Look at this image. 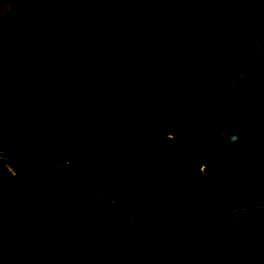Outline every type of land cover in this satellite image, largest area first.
<instances>
[{
  "label": "trees",
  "instance_id": "trees-1",
  "mask_svg": "<svg viewBox=\"0 0 264 264\" xmlns=\"http://www.w3.org/2000/svg\"><path fill=\"white\" fill-rule=\"evenodd\" d=\"M93 1L84 17L66 18L68 52L25 63L52 76L107 67L117 78L156 65L73 128L64 151L91 155L92 188L62 164L63 151L33 160L15 151L0 121V150L12 167L0 162V264H164L165 244L174 264H264V160L251 170L252 158L228 151L202 169L223 122L236 136L244 126L264 147V92L196 106L203 70L223 68L226 53L212 23L189 44L179 41L175 24L191 21L194 0ZM198 1L244 3L264 40V0ZM28 20L14 10L1 39L22 34ZM257 174L255 196L248 180ZM242 201L252 206L241 215L230 205Z\"/></svg>",
  "mask_w": 264,
  "mask_h": 264
},
{
  "label": "rangeland",
  "instance_id": "rangeland-1",
  "mask_svg": "<svg viewBox=\"0 0 264 264\" xmlns=\"http://www.w3.org/2000/svg\"><path fill=\"white\" fill-rule=\"evenodd\" d=\"M93 3L88 0L79 6L74 0H0V121H4L10 130L13 149L26 152L28 160L44 159L43 154L58 156L63 151L62 164L76 172L88 188L93 186L91 155L80 147H73L68 154L64 151L73 140V128L92 121L107 103L125 97L148 78L156 61L145 62L129 76L120 78L113 76L107 67L89 66L67 76L46 75L25 62L68 52L63 38L66 18L84 17ZM14 10L28 13L26 29L13 40H3V30ZM65 12H69V16L48 23L55 14ZM189 15L190 22L175 24L181 44H189L212 23L226 53L225 68L203 70L201 79L205 91L195 100L196 106L207 104L213 96L239 102L246 93L264 92V40L246 5L194 0ZM242 130L239 136L233 135L223 122L211 142L210 162L204 168H214L226 152L234 151L252 158L249 168L255 169L252 161L264 160V147L250 139L244 126ZM0 162L12 170L1 150ZM257 177L258 174L248 180L255 196L259 194ZM250 206L242 201L230 208L236 207L242 215ZM164 252V264H174L168 244L164 245Z\"/></svg>",
  "mask_w": 264,
  "mask_h": 264
},
{
  "label": "crops",
  "instance_id": "crops-1",
  "mask_svg": "<svg viewBox=\"0 0 264 264\" xmlns=\"http://www.w3.org/2000/svg\"><path fill=\"white\" fill-rule=\"evenodd\" d=\"M223 68H225V66L223 67ZM243 71V70H242ZM242 71H240L239 73H241ZM213 97H215V96H213ZM219 97V96H218Z\"/></svg>",
  "mask_w": 264,
  "mask_h": 264
},
{
  "label": "built area",
  "instance_id": "built-area-1",
  "mask_svg": "<svg viewBox=\"0 0 264 264\" xmlns=\"http://www.w3.org/2000/svg\"><path fill=\"white\" fill-rule=\"evenodd\" d=\"M202 169H204V166L202 167Z\"/></svg>",
  "mask_w": 264,
  "mask_h": 264
}]
</instances>
